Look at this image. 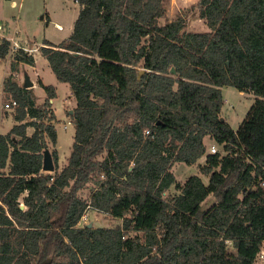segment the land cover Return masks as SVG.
Wrapping results in <instances>:
<instances>
[{
  "label": "trees",
  "instance_id": "1",
  "mask_svg": "<svg viewBox=\"0 0 264 264\" xmlns=\"http://www.w3.org/2000/svg\"><path fill=\"white\" fill-rule=\"evenodd\" d=\"M77 2L71 35L40 47L76 100L62 166L56 87L40 81L38 103L14 77L35 56L0 35V62L11 56L4 100L16 101L15 124L0 133V264H258L264 0H199L202 31L183 15L162 23L166 0ZM223 86L255 95L237 129L222 116ZM211 142L221 149L211 152ZM50 144L54 172L43 171ZM176 162L205 177L178 180ZM88 209L121 222L81 224Z\"/></svg>",
  "mask_w": 264,
  "mask_h": 264
},
{
  "label": "rangeland",
  "instance_id": "2",
  "mask_svg": "<svg viewBox=\"0 0 264 264\" xmlns=\"http://www.w3.org/2000/svg\"><path fill=\"white\" fill-rule=\"evenodd\" d=\"M198 2L199 0H166L165 14L161 18V22L164 23L176 18L178 15H183L188 19L189 29L207 30L208 26L204 19L199 18ZM79 10L80 5L77 0H17L14 7L11 6L9 0H0V34L8 37L16 36L17 41H21L24 46L35 48L34 56L37 57L35 68L30 65L25 70L22 69L19 74H14V77L23 84V73L24 71L28 72L31 79L36 83L34 91L38 103H42L46 97L44 87L38 82V74L45 78L47 84L57 86V94L52 98V108L56 114L54 124L58 133L56 147L59 151L60 166L66 162L74 143L75 127L71 121L69 110L75 107L76 100L71 94L69 83L57 79L49 61L39 49L45 40L58 44L67 39L73 31ZM58 24L62 26V29L58 27ZM10 59L11 56H8L4 62H0V133L2 134L9 132L15 124L13 115L15 109L4 105L11 100H4L3 92L4 78L11 73ZM222 94L225 100L222 107V116L232 128L237 129L247 117L249 109L254 103L255 95L251 91H242L233 86H223ZM33 131V127H28L29 134H32ZM213 145H216V143H209V150ZM216 147L218 150L221 149L218 145ZM48 148L52 151L54 146L50 144ZM204 160L205 157H202L199 162ZM173 170L180 181L186 180L193 174L203 176L197 164L188 165L184 162H176ZM176 192L174 186L169 190V194ZM80 193L88 198L91 189H82ZM214 200L215 197L210 194L203 205L207 206ZM86 214L87 217L81 220V224L93 223V226H106L121 222V219L112 218L93 209H88ZM257 263L264 264V261L258 258Z\"/></svg>",
  "mask_w": 264,
  "mask_h": 264
},
{
  "label": "water",
  "instance_id": "3",
  "mask_svg": "<svg viewBox=\"0 0 264 264\" xmlns=\"http://www.w3.org/2000/svg\"><path fill=\"white\" fill-rule=\"evenodd\" d=\"M144 72V70H141L139 73V77L140 75ZM172 73H175L176 70L174 68L171 69ZM23 77H24V81H23V87L25 88H31L34 86V81L30 78V75L28 74V72H24L23 73ZM70 114L73 113V109L69 110ZM43 171L46 172H54L55 171V162H54V158L52 155V152L49 148H46L44 150V158H43ZM21 208H24V205H21ZM88 225L90 227L93 226V223H88ZM47 264V263H44Z\"/></svg>",
  "mask_w": 264,
  "mask_h": 264
},
{
  "label": "crops",
  "instance_id": "4",
  "mask_svg": "<svg viewBox=\"0 0 264 264\" xmlns=\"http://www.w3.org/2000/svg\"><path fill=\"white\" fill-rule=\"evenodd\" d=\"M10 1V4H11V6L12 7H14L15 6V4H16V1L17 0H9ZM62 29V28H61ZM1 36H4L3 34H0ZM6 38H8L11 42H12V46H14V47H23L24 49H26V50H28L29 52H31L33 55H34V51H35V48H28V47H26V46H24V44H22L21 43V41H17V38H16V36H11V37H8V36H5ZM41 47V46H40ZM40 50V49H39ZM36 60H37V57L35 56V63H36ZM31 64H24L23 65V67H22V69H26L28 66H30ZM34 66V68H35V64L33 65ZM25 72V71H24ZM6 77V76H5ZM31 78V77H30ZM5 79V78H4ZM45 78L41 75V74H38V82H39V84H40V81H42L44 84H47L46 82H45V80H44ZM35 82H34V86H35ZM34 86H33V89H34ZM56 88H57V86L56 85H54ZM72 94V93H71ZM73 96V95H72ZM52 101V100H51ZM74 106H76V102H75V104H74Z\"/></svg>",
  "mask_w": 264,
  "mask_h": 264
},
{
  "label": "built area",
  "instance_id": "5",
  "mask_svg": "<svg viewBox=\"0 0 264 264\" xmlns=\"http://www.w3.org/2000/svg\"><path fill=\"white\" fill-rule=\"evenodd\" d=\"M58 27L62 28V26L59 25V24H58ZM15 104H16V101L13 100L12 103L11 102H6L4 105L6 107H13V106H15ZM69 123H70V121H69ZM217 150H218V148L216 147V145H213L212 148H211V152H216ZM86 217H87V214L85 212L84 215L82 216V219H84ZM258 258L264 261V249H262L261 252L258 254Z\"/></svg>",
  "mask_w": 264,
  "mask_h": 264
}]
</instances>
